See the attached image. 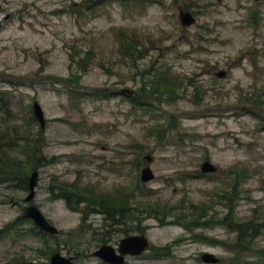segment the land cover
<instances>
[{
	"label": "rangeland",
	"instance_id": "1",
	"mask_svg": "<svg viewBox=\"0 0 264 264\" xmlns=\"http://www.w3.org/2000/svg\"><path fill=\"white\" fill-rule=\"evenodd\" d=\"M96 1L0 0V264L95 250L122 218L147 230L152 248L176 249L150 264H206L205 253L264 264V230L246 252L232 229L264 225V0ZM179 7L195 25L180 24ZM26 137L41 147L32 203L25 177L3 168L7 154L26 159ZM208 160L216 174L201 172ZM148 166L155 178L144 183ZM67 185L122 194L124 216L76 198L70 208ZM30 204L62 235L25 218ZM201 205L205 219H178Z\"/></svg>",
	"mask_w": 264,
	"mask_h": 264
},
{
	"label": "flooded vegetation",
	"instance_id": "2",
	"mask_svg": "<svg viewBox=\"0 0 264 264\" xmlns=\"http://www.w3.org/2000/svg\"><path fill=\"white\" fill-rule=\"evenodd\" d=\"M149 3H157L158 0H147ZM179 21L182 12H190L195 18L196 15L194 11L186 10L182 7H179ZM181 24V21H180ZM182 25V24H181ZM81 203H79L80 205ZM87 206L95 207L93 204L87 202ZM70 208H74L72 203L69 204ZM126 209L122 211L125 212ZM122 217L124 214L121 215ZM50 221V220H49ZM83 221L86 223L87 218H83ZM116 223H111L109 229L106 233L102 234L101 242L102 244L97 247L95 250L91 249H78V248H69L70 250H66V254H63V249H53L50 254L47 256L48 260L45 264H52L53 258L55 255L59 254L66 260L67 262L63 264H150L152 262H164L170 260L176 249L172 248H152L150 241L147 237V230H138L133 225H126V220L124 218L116 220ZM52 224V222L50 221ZM81 228H85L84 231H87L90 227L81 223L77 230ZM59 230V229H58ZM122 232V234H121ZM43 233V232H42ZM47 234V233H46ZM114 234H117L119 240L114 237ZM57 239L60 235H62V231L59 230L57 234H47ZM143 237L145 236L149 241V247L143 251L140 248L136 247V245H132L131 243L126 245H122V242L131 238V237ZM102 247H110L111 256L109 259L102 258L97 254V252ZM45 253L43 252L42 255ZM204 262V261H203ZM62 264V263H61Z\"/></svg>",
	"mask_w": 264,
	"mask_h": 264
},
{
	"label": "trees",
	"instance_id": "3",
	"mask_svg": "<svg viewBox=\"0 0 264 264\" xmlns=\"http://www.w3.org/2000/svg\"><path fill=\"white\" fill-rule=\"evenodd\" d=\"M106 0H98L96 3H94V7H97L104 3ZM125 1V0H121ZM126 49H132L131 46H128ZM169 88L174 87L173 85L168 86ZM25 140V147H24V154L26 156V159H20V158H10L11 154L5 155L6 160H4L3 168L5 171L8 172L9 175H16L15 173H20L21 176L18 177H25L24 184H28V174L33 173L36 170L35 162L37 161V158L39 154H41V147L38 144V142L34 139H31L29 137L24 138ZM2 171V170H1ZM5 171H2L3 173H7ZM17 176V175H16ZM63 192L65 193V198L67 199V202L69 204L72 203L73 198H76L81 202H88L93 204L96 208H103L106 211H112V214L114 216L122 215V211L126 208L123 207V204L121 202L122 194L115 196V195H102V194H96L89 190H81L75 186L67 185L63 188ZM184 209V208H182ZM192 214H186L182 212L178 215L179 220L187 219L188 217H194L193 219H198V221H201L207 217L209 214L210 209L208 210V207L206 205L201 206H191ZM208 213V214H207ZM174 211L170 208H168L164 214H163V220L160 221L161 225L164 224V220L168 219L169 216L173 215ZM255 219H252L245 224L236 225L233 229V231L237 232V241L240 243L248 242V249L246 252H250L252 247L250 244H252L262 233L264 230V225L257 223V221H254ZM42 234V233H41ZM261 258L264 260V251H260Z\"/></svg>",
	"mask_w": 264,
	"mask_h": 264
},
{
	"label": "water",
	"instance_id": "4",
	"mask_svg": "<svg viewBox=\"0 0 264 264\" xmlns=\"http://www.w3.org/2000/svg\"><path fill=\"white\" fill-rule=\"evenodd\" d=\"M221 1V0H218ZM256 2H259L261 0H255ZM180 21L181 24L184 28L186 27H191L196 24L197 20L196 18L190 13V12H182L180 16ZM218 77L224 78L227 76L226 71H220L217 73ZM123 94L126 95H133L134 92L131 90H122ZM34 110V115L36 119L40 122L42 129H45L46 127V118H45V113L40 105L39 102H35L33 106ZM146 160L150 164L153 161L152 156H147ZM201 172L203 174H216L218 172V168L211 162V161H206L202 167H201ZM155 175L152 171V169L148 166L143 169L142 171V176L141 179L144 183H148L152 180H154ZM38 180H39V171H34L31 175V178L29 180V195L25 199L26 203H31L36 196V188L38 186ZM25 218L32 220L35 224L36 227L39 228L40 231L47 233V234H57L59 233V230L56 226L50 223V221L46 218V216L42 213V211L34 204L30 205L29 207L26 208L25 210ZM131 243L132 245H136V247L140 248L141 251L147 249L149 247V241L148 239L143 236V237H131L125 241L122 242V245L128 246V244ZM111 248L110 247H102L96 255L109 259L111 256ZM202 260L206 264H217L220 262V259H218L214 254L211 253H205L202 256ZM67 262L64 260L62 256L59 254L55 255L52 261V264H63Z\"/></svg>",
	"mask_w": 264,
	"mask_h": 264
}]
</instances>
